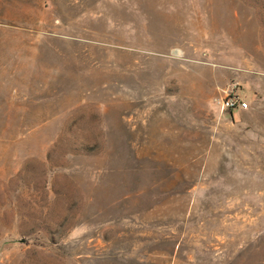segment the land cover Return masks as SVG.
<instances>
[{
    "label": "rangeland",
    "instance_id": "1",
    "mask_svg": "<svg viewBox=\"0 0 264 264\" xmlns=\"http://www.w3.org/2000/svg\"><path fill=\"white\" fill-rule=\"evenodd\" d=\"M0 264H264V0H0Z\"/></svg>",
    "mask_w": 264,
    "mask_h": 264
},
{
    "label": "built area",
    "instance_id": "2",
    "mask_svg": "<svg viewBox=\"0 0 264 264\" xmlns=\"http://www.w3.org/2000/svg\"><path fill=\"white\" fill-rule=\"evenodd\" d=\"M219 106L222 110L230 111H245L248 109V103L232 90L229 93L227 91L224 98L219 101Z\"/></svg>",
    "mask_w": 264,
    "mask_h": 264
}]
</instances>
